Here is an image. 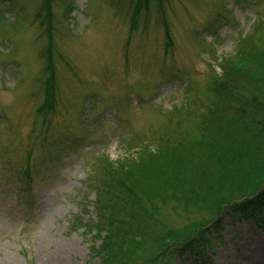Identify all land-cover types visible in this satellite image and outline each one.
Listing matches in <instances>:
<instances>
[{"label":"rangeland","instance_id":"374dc122","mask_svg":"<svg viewBox=\"0 0 264 264\" xmlns=\"http://www.w3.org/2000/svg\"><path fill=\"white\" fill-rule=\"evenodd\" d=\"M221 60L264 88V0H0V264H102L97 158L198 132ZM225 206L186 240L210 234L208 264H264V230ZM171 250L149 264H204Z\"/></svg>","mask_w":264,"mask_h":264},{"label":"trees","instance_id":"16d2710c","mask_svg":"<svg viewBox=\"0 0 264 264\" xmlns=\"http://www.w3.org/2000/svg\"><path fill=\"white\" fill-rule=\"evenodd\" d=\"M220 65L221 74L208 88L220 106L204 118L198 132L189 128L179 138L175 130L171 139L153 142L152 150L138 145L123 160L97 158L98 220L90 227L105 233L102 264H149L157 253L166 258L178 248V257L192 255L208 264L203 247L212 246L210 234L195 233L194 245L187 233L197 230L193 216L200 212L214 211L218 229L224 205L255 219L264 230L259 215L264 204V88L237 63L221 60ZM47 94L42 110L52 107L49 88ZM228 135L233 141L225 145ZM25 174L30 180V173ZM181 213L193 218L181 222L175 218Z\"/></svg>","mask_w":264,"mask_h":264}]
</instances>
